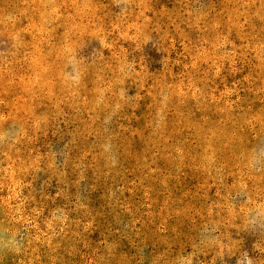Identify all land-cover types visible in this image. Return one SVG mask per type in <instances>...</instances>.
<instances>
[{
  "label": "rangeland",
  "instance_id": "1",
  "mask_svg": "<svg viewBox=\"0 0 264 264\" xmlns=\"http://www.w3.org/2000/svg\"><path fill=\"white\" fill-rule=\"evenodd\" d=\"M0 264H264V0H0Z\"/></svg>",
  "mask_w": 264,
  "mask_h": 264
}]
</instances>
